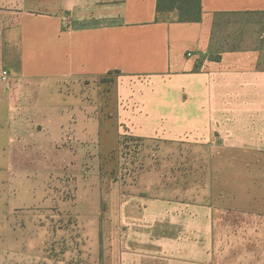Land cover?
<instances>
[{
    "label": "crops",
    "instance_id": "obj_1",
    "mask_svg": "<svg viewBox=\"0 0 264 264\" xmlns=\"http://www.w3.org/2000/svg\"><path fill=\"white\" fill-rule=\"evenodd\" d=\"M201 3L182 22L158 0H0L1 151L81 156L102 127L92 83L118 77V128L158 161L152 264H216L217 212L264 217V19L237 18L264 16V0Z\"/></svg>",
    "mask_w": 264,
    "mask_h": 264
},
{
    "label": "rangeland",
    "instance_id": "obj_2",
    "mask_svg": "<svg viewBox=\"0 0 264 264\" xmlns=\"http://www.w3.org/2000/svg\"><path fill=\"white\" fill-rule=\"evenodd\" d=\"M256 17L237 18L264 19ZM117 78L92 83L93 118L102 127L94 129L86 154L67 150L57 163L8 160L0 149V264H152L158 161L152 140L118 128ZM183 163L190 171L198 167ZM215 215L216 264H264V217L235 210Z\"/></svg>",
    "mask_w": 264,
    "mask_h": 264
},
{
    "label": "trees",
    "instance_id": "obj_3",
    "mask_svg": "<svg viewBox=\"0 0 264 264\" xmlns=\"http://www.w3.org/2000/svg\"><path fill=\"white\" fill-rule=\"evenodd\" d=\"M157 7L159 12L177 11L182 22H200L202 20L201 0H158ZM216 59L220 58L216 57Z\"/></svg>",
    "mask_w": 264,
    "mask_h": 264
},
{
    "label": "built area",
    "instance_id": "obj_4",
    "mask_svg": "<svg viewBox=\"0 0 264 264\" xmlns=\"http://www.w3.org/2000/svg\"><path fill=\"white\" fill-rule=\"evenodd\" d=\"M64 27H68L69 26V22H68V20H66V21H64ZM10 79V74H9V72L8 71H3V73H2V80H3V82H5L6 84H8L9 83V80Z\"/></svg>",
    "mask_w": 264,
    "mask_h": 264
}]
</instances>
